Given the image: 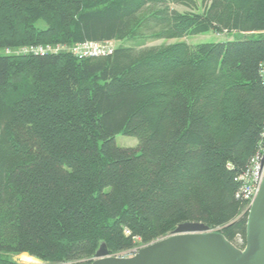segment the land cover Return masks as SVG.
<instances>
[{
	"label": "trees",
	"instance_id": "trees-1",
	"mask_svg": "<svg viewBox=\"0 0 264 264\" xmlns=\"http://www.w3.org/2000/svg\"><path fill=\"white\" fill-rule=\"evenodd\" d=\"M191 1L0 0V51L264 35V0L170 9ZM263 68L264 38L0 56V264H91L102 243L123 254L181 223L244 239L235 180L264 131ZM120 134L138 149L119 148Z\"/></svg>",
	"mask_w": 264,
	"mask_h": 264
},
{
	"label": "water",
	"instance_id": "water-1",
	"mask_svg": "<svg viewBox=\"0 0 264 264\" xmlns=\"http://www.w3.org/2000/svg\"><path fill=\"white\" fill-rule=\"evenodd\" d=\"M262 159L264 165V155ZM260 182L246 215L243 249L205 225L181 223L170 236L141 247L133 257H113L102 243L91 264H264V174Z\"/></svg>",
	"mask_w": 264,
	"mask_h": 264
},
{
	"label": "rangeland",
	"instance_id": "rangeland-1",
	"mask_svg": "<svg viewBox=\"0 0 264 264\" xmlns=\"http://www.w3.org/2000/svg\"><path fill=\"white\" fill-rule=\"evenodd\" d=\"M191 2L192 3H186L183 5L171 4L170 9H174L180 14H183V13L202 14V12L205 9V5L202 2V0H192ZM145 11H148V10H145ZM37 26L42 27V23L39 22ZM142 33L146 34V36L151 35V34L149 35L147 33V29H144V28H142ZM259 38H264V35H260L257 33H252V35L251 34H235V33H230V34L222 33V34L216 35L211 32H207V34H196L195 36H187V37H184V39L165 40L163 38L159 39V38L150 36V37H145L143 39H138V40L127 39L125 41H116V42H109V43L113 51H115L117 48H120V47H123V48L134 47L139 51V50H144V49L162 47V45H172L173 43H176L179 41L181 42L185 41L190 46H196L197 44H207V43L217 44L219 42H227V41H232V40H241V39L253 40V39H259ZM17 53H18L17 50H13V51L2 50L0 51V56L2 55L14 56V55H17ZM114 141L119 148L121 147V148H127V149H132V148L138 149L140 145V142L138 141L137 138L127 137L123 134L117 135ZM243 216L244 214H240L238 216V219L245 218ZM215 230L219 232L221 231V229H215ZM215 230H211V231H215ZM244 243H245V240L240 235H238V237H236L235 241L233 242L235 247H237L238 249L239 248L242 249L245 246ZM140 247L141 246H138L136 247V249L125 252L123 254H114L111 256L113 257L122 256L123 258L133 257L134 253H136L140 249ZM4 256L9 261H14V262L21 263V264L23 263L43 264L35 259L33 260L29 258L25 254H22V255L11 254V255H4ZM85 262L87 263V261ZM68 264H71V263H68Z\"/></svg>",
	"mask_w": 264,
	"mask_h": 264
},
{
	"label": "built area",
	"instance_id": "built-area-1",
	"mask_svg": "<svg viewBox=\"0 0 264 264\" xmlns=\"http://www.w3.org/2000/svg\"><path fill=\"white\" fill-rule=\"evenodd\" d=\"M17 55H48V54H59V52L72 53L78 60L86 58H100L112 55L114 51L111 48L109 42L104 43H82V45H75L73 47L67 48L63 46H47V47H26L25 49H17ZM262 78L264 79V68L260 72ZM261 141L259 145L258 152L251 158L245 172L239 175L235 182L239 183V187L235 193V199L243 202L246 205L244 214H248L251 207V202L257 195V191L260 185V181L264 174V165H262V157L264 155V131L261 134ZM245 244V243H244ZM136 253H134L135 255ZM123 258L122 256H120Z\"/></svg>",
	"mask_w": 264,
	"mask_h": 264
}]
</instances>
